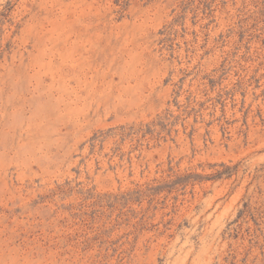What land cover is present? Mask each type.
Here are the masks:
<instances>
[{
  "label": "rangeland",
  "instance_id": "rangeland-1",
  "mask_svg": "<svg viewBox=\"0 0 264 264\" xmlns=\"http://www.w3.org/2000/svg\"><path fill=\"white\" fill-rule=\"evenodd\" d=\"M0 264H264V0H0Z\"/></svg>",
  "mask_w": 264,
  "mask_h": 264
}]
</instances>
